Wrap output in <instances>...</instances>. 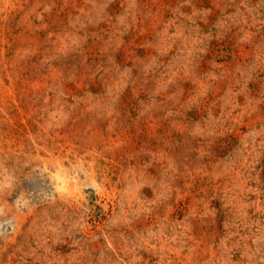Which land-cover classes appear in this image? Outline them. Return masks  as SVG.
Returning <instances> with one entry per match:
<instances>
[{
	"label": "rangeland",
	"instance_id": "1",
	"mask_svg": "<svg viewBox=\"0 0 264 264\" xmlns=\"http://www.w3.org/2000/svg\"><path fill=\"white\" fill-rule=\"evenodd\" d=\"M0 264H264V0H0Z\"/></svg>",
	"mask_w": 264,
	"mask_h": 264
}]
</instances>
